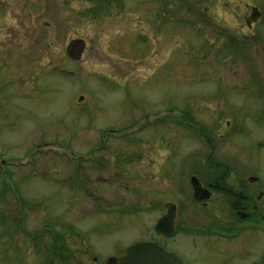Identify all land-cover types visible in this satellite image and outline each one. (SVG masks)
Listing matches in <instances>:
<instances>
[{"label": "rangeland", "instance_id": "rangeland-1", "mask_svg": "<svg viewBox=\"0 0 264 264\" xmlns=\"http://www.w3.org/2000/svg\"><path fill=\"white\" fill-rule=\"evenodd\" d=\"M221 175L264 214V0H0V264H48L52 239L160 243L169 206L184 260L263 264L254 223L204 239L236 219L189 178Z\"/></svg>", "mask_w": 264, "mask_h": 264}, {"label": "flooded vegetation", "instance_id": "flooded-vegetation-1", "mask_svg": "<svg viewBox=\"0 0 264 264\" xmlns=\"http://www.w3.org/2000/svg\"><path fill=\"white\" fill-rule=\"evenodd\" d=\"M200 137H205L204 133H202V136ZM192 178H195L198 181L197 177L191 176L189 178V185H191L190 180ZM223 179H224V175H221V177L215 179L211 184H208L207 189L202 187L199 181L198 183L202 188L209 191L210 196H211L210 190H214L220 193L221 195L228 197L229 198L228 206L233 211L236 220L226 227H220L218 225L217 226L215 225L213 226L214 231L204 229V232L209 234V236L208 235L205 236L204 239L210 240L211 238L217 241H223L224 243L232 244L238 239V235L241 234L243 230H245V228L242 227V224L245 223H254L255 225L252 224L251 229H255L256 232L264 234V214L253 217L249 212V210L251 209L256 210L258 208V206L255 205L253 206L251 204L252 198L254 197L253 190L249 188L234 189L232 187L231 188L223 187L221 186V181ZM256 181L258 180L255 178H248V182L251 184H256L257 183ZM262 199H264V191H259L255 196V201L257 203H260ZM234 203L238 210H233L232 206ZM170 207L171 206H169L167 210ZM175 218H176V209H175ZM176 228L177 227L174 219V232L170 237L164 238L154 232L157 237L161 238L158 239L160 243L156 242V239H141V240L138 239L137 241H134L129 244H120L119 242H112L111 250L105 253H102L99 250L98 245H95V241H93L92 239H71V243H68L67 241H65V239H52V243L54 244L56 251H51L47 253L49 256L47 257V259L49 260L48 264H86L89 257L91 259L90 264H119L120 260L125 257L128 248H130L135 244H142V243L153 244L157 246L159 249H161L163 252L168 254H173L182 262V264H194L193 261L184 260L176 252L167 249V246H163L161 244L162 242L163 243L169 242L170 244L172 243V240H174L172 238L175 236L177 232ZM262 261L264 264V255L262 256ZM258 264H262V262L259 260Z\"/></svg>", "mask_w": 264, "mask_h": 264}, {"label": "water", "instance_id": "water-1", "mask_svg": "<svg viewBox=\"0 0 264 264\" xmlns=\"http://www.w3.org/2000/svg\"><path fill=\"white\" fill-rule=\"evenodd\" d=\"M85 43L82 40L70 41L66 48L65 54L73 62L81 60ZM193 191V199L196 202H204L210 198V193L203 189L195 178L190 180ZM233 210H238L235 203ZM175 209L170 207L166 214L158 220L154 231L162 237H168L173 232ZM244 218V217H241ZM119 264H182V262L172 254H167L153 244H135L128 248L124 258Z\"/></svg>", "mask_w": 264, "mask_h": 264}]
</instances>
